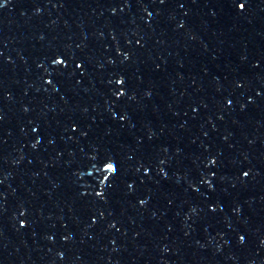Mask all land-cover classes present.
I'll return each mask as SVG.
<instances>
[{
  "label": "snow or ice",
  "instance_id": "6c2138e0",
  "mask_svg": "<svg viewBox=\"0 0 264 264\" xmlns=\"http://www.w3.org/2000/svg\"><path fill=\"white\" fill-rule=\"evenodd\" d=\"M109 167L112 169V172L115 171V167L113 165L109 164Z\"/></svg>",
  "mask_w": 264,
  "mask_h": 264
}]
</instances>
